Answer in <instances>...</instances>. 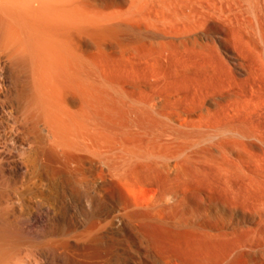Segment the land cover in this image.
Returning <instances> with one entry per match:
<instances>
[{"label":"bare ground","instance_id":"obj_1","mask_svg":"<svg viewBox=\"0 0 264 264\" xmlns=\"http://www.w3.org/2000/svg\"><path fill=\"white\" fill-rule=\"evenodd\" d=\"M99 2L91 5L88 0H0V123L4 127L12 125L10 132L0 127V135L14 143L8 146L10 150L0 149V227L7 230L25 217L21 187H1L6 176L11 172L19 175L26 164L21 157L15 161L9 157L8 161L6 154L16 152L22 156L30 149L36 157L61 165L74 177L78 175L87 156L88 140L84 47L87 39L100 47L107 40L116 41L118 33L124 32L132 34L138 50L143 49L139 55L148 71H153L154 66L149 68L152 62L164 67L171 58L185 69H193L186 88L175 85L174 91L171 89L176 95L169 119L176 121L179 128L203 132L201 138L212 143L216 190L210 189L200 203L205 215L211 199L239 212L245 225L241 231L250 237V246L264 248V0ZM145 78L150 80L146 75ZM11 129L17 134L13 135ZM113 150H109L111 155ZM109 152H97L104 164ZM124 174L121 178L115 176L130 196L135 187L127 181V172ZM78 195L81 200L87 197ZM137 208L138 204L128 199L127 209ZM131 215L139 217L136 212ZM4 232H0V264H12L22 254ZM68 236L70 233L64 237ZM80 237L87 238V234ZM65 241L56 243L58 261L86 264L84 258L82 263L70 253ZM44 250L41 248L40 253L46 260L49 256ZM32 254L31 260L35 259Z\"/></svg>","mask_w":264,"mask_h":264},{"label":"rangeland","instance_id":"obj_2","mask_svg":"<svg viewBox=\"0 0 264 264\" xmlns=\"http://www.w3.org/2000/svg\"><path fill=\"white\" fill-rule=\"evenodd\" d=\"M88 2L100 4L99 0ZM118 36L116 41L107 40L100 47L87 39L84 47L88 140L87 156L76 172L78 175L75 173L74 177L61 165L36 157L30 149L22 156L16 152L5 155L13 161L21 157L26 164L19 175L11 172L6 176L1 187H21L25 206L23 219L7 230L0 227V232L5 231L6 239L17 245L22 254L20 262L17 259L12 264H66L58 261L59 251L55 248L62 239L66 240L70 253L82 263L84 258L86 264H264V248L250 246V237L241 231L245 225L239 212L211 199L205 215L200 201L210 189L216 190L217 183L212 143L201 138L203 132L179 128L176 121L169 119L176 95L171 89L174 91L175 85L186 88L193 69H185L171 58L164 67L152 62L149 68L154 66L153 71L152 68L148 71L140 58L143 49L138 50L139 44H135L132 34L119 32ZM145 75L150 80L146 81ZM2 126L0 123L7 132L12 127ZM13 144V140L0 135V149L10 150L8 146ZM102 151L109 152L107 165L97 155ZM186 163L188 167L184 166ZM119 171L124 175L127 172L130 180L127 181L135 187L130 196L118 184V178L123 177ZM78 194L87 197L82 201ZM128 199L138 204L136 210L127 209ZM133 212L139 217L132 216ZM235 232L238 233L233 235ZM69 233L68 238L64 237ZM82 234H87V238L80 237ZM39 246L48 252L46 260ZM31 254L35 259H30Z\"/></svg>","mask_w":264,"mask_h":264}]
</instances>
